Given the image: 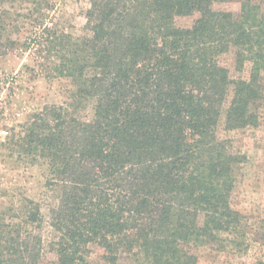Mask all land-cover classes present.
Listing matches in <instances>:
<instances>
[{"label": "trees", "instance_id": "trees-1", "mask_svg": "<svg viewBox=\"0 0 264 264\" xmlns=\"http://www.w3.org/2000/svg\"><path fill=\"white\" fill-rule=\"evenodd\" d=\"M88 2L84 37L36 26L72 88L15 143L46 165L56 203L45 216L22 198L0 214V264H41L46 250L51 264H197L199 245L244 236L230 195L245 156L217 126L222 115L225 130L258 123L264 5Z\"/></svg>", "mask_w": 264, "mask_h": 264}, {"label": "rangeland", "instance_id": "rangeland-1", "mask_svg": "<svg viewBox=\"0 0 264 264\" xmlns=\"http://www.w3.org/2000/svg\"><path fill=\"white\" fill-rule=\"evenodd\" d=\"M241 1L232 0L235 11ZM253 1L264 5V0ZM88 5V0H0V78L13 77L10 95L5 98V115L0 121V129L9 132L0 145V214L19 204L22 198L37 201L45 216L47 209L56 203L54 192L44 184L46 165L24 153L15 142L22 125L31 120L33 113L45 105L65 102L72 88L67 78L51 70L52 56L39 45L36 26H49L73 38L84 37L89 33L85 27ZM248 72L246 64L240 75L247 78ZM262 75L264 83V72ZM82 114L85 115V110ZM258 117L256 126L235 130H225L223 115L219 119L218 136L227 139L233 151L245 156L230 195L231 206L243 215L244 236L227 242L224 248L211 243L199 245L197 264L264 262V100ZM50 230L45 225V238ZM93 251L98 253L96 248ZM54 258L46 250L41 264H51ZM118 264H131L129 256L123 255Z\"/></svg>", "mask_w": 264, "mask_h": 264}, {"label": "built area", "instance_id": "built-area-1", "mask_svg": "<svg viewBox=\"0 0 264 264\" xmlns=\"http://www.w3.org/2000/svg\"><path fill=\"white\" fill-rule=\"evenodd\" d=\"M13 85V77L0 78V121L5 115L6 102L5 98L10 95V89ZM8 130L6 128L0 129V145L7 139Z\"/></svg>", "mask_w": 264, "mask_h": 264}]
</instances>
